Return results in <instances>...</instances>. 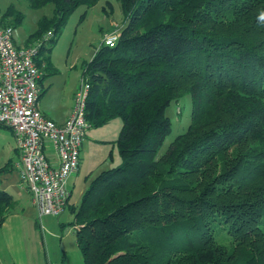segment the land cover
<instances>
[{
	"label": "trees",
	"instance_id": "16d2710c",
	"mask_svg": "<svg viewBox=\"0 0 264 264\" xmlns=\"http://www.w3.org/2000/svg\"><path fill=\"white\" fill-rule=\"evenodd\" d=\"M27 1L53 5L18 45L50 32L36 59L50 68L69 16L97 0ZM118 1L120 37L83 78L90 126L122 121L120 164L69 199L83 264H264V0ZM24 19L11 4L0 24ZM186 93L191 122L158 157ZM17 205L0 188V226Z\"/></svg>",
	"mask_w": 264,
	"mask_h": 264
},
{
	"label": "rangeland",
	"instance_id": "374dc122",
	"mask_svg": "<svg viewBox=\"0 0 264 264\" xmlns=\"http://www.w3.org/2000/svg\"><path fill=\"white\" fill-rule=\"evenodd\" d=\"M11 4L25 14L22 25L14 29V36L19 45H23L28 35L37 28L41 16L51 15L53 12L52 4L32 8L27 0H0V16ZM115 25L120 28L124 25V14L118 0H97L92 6L80 5L69 16L50 51L52 63L50 68L45 64L42 66L45 91L40 101L43 106L55 109L59 112V116H64L66 107L69 105V97L73 90L77 91L80 87L88 62L103 43L104 33L111 31ZM52 67H55L57 72H53ZM167 114L173 122V128L159 150L158 157L166 152L178 134L188 128L192 118L191 94L186 93L179 101L171 102L167 108ZM56 120H59L58 117ZM121 125V119L116 118L103 126L87 128L81 147L80 168L72 173L68 180V186L72 189L70 204L78 206L92 179L102 170L120 164L121 157L115 141L119 136ZM12 161L13 166L9 168ZM17 161L18 154L15 149L13 131L1 125L0 188L10 191L17 199L18 205L27 204L28 207L36 209L37 206L35 207L32 203V193L22 181L15 165ZM43 218L45 222H48L45 232L50 238L52 263L83 264L74 226L69 225L73 220L72 211L67 207L60 215H46ZM60 222L66 224L64 231L60 227ZM63 246L66 247V251Z\"/></svg>",
	"mask_w": 264,
	"mask_h": 264
},
{
	"label": "built area",
	"instance_id": "2783aa9c",
	"mask_svg": "<svg viewBox=\"0 0 264 264\" xmlns=\"http://www.w3.org/2000/svg\"><path fill=\"white\" fill-rule=\"evenodd\" d=\"M50 35L49 32L41 40L19 47L14 29L0 24V126L13 131L18 154L15 165L39 214L57 216L68 207V180L80 167L81 147L90 127L86 119L90 84L82 81L64 123L41 110L39 80L43 70L36 59ZM119 37L120 27L115 25L104 33L103 43L115 46Z\"/></svg>",
	"mask_w": 264,
	"mask_h": 264
},
{
	"label": "crops",
	"instance_id": "0c3cea01",
	"mask_svg": "<svg viewBox=\"0 0 264 264\" xmlns=\"http://www.w3.org/2000/svg\"><path fill=\"white\" fill-rule=\"evenodd\" d=\"M40 86L43 90L42 80ZM75 93L76 90H73L69 97V105L62 117L55 109L43 106L40 100L39 106L48 117L58 123H64L72 111ZM56 117L59 120H56ZM121 127L122 125L120 129ZM70 190L72 195V189L70 188ZM32 203L35 205L33 200ZM37 213L39 218L36 216ZM43 216L46 215H40L37 207L33 209L28 207L27 204L17 205L16 210L7 216L5 222L0 226V264H53L51 261L50 238L48 233L45 232L48 222L44 221ZM65 225L64 222H60L62 231H64ZM63 247L66 251V247Z\"/></svg>",
	"mask_w": 264,
	"mask_h": 264
}]
</instances>
